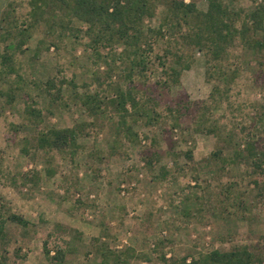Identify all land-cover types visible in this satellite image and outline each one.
<instances>
[{
  "label": "rangeland",
  "instance_id": "1",
  "mask_svg": "<svg viewBox=\"0 0 264 264\" xmlns=\"http://www.w3.org/2000/svg\"><path fill=\"white\" fill-rule=\"evenodd\" d=\"M28 1L0 0V19L11 3L15 22L28 20ZM183 1L206 11L207 0ZM223 3L243 15L264 0ZM157 11L145 21L146 29L158 31L163 6ZM72 26L65 39L52 41L44 36L45 25L36 24L23 52L13 58L22 80L12 75L9 84L0 82L3 95L10 87L20 89L0 96V214H15L29 223L27 228L5 223L9 245L1 263L54 264L50 259L60 249L66 252L63 264H116L114 256L120 257L119 264H189L215 250L250 247L255 264H264V174L248 166L250 159L237 166L221 162L235 152L246 154L247 143L264 151V62L252 50L233 46L227 68H237V76L227 98L214 104L213 81H207L205 57L197 51L189 70L172 74L177 83L157 86L167 79L159 64L166 44L158 40L148 56L146 78L138 82L155 105L158 123L132 124L138 137L129 142L114 133L111 122L118 118L111 107L106 118L95 121L80 106L83 96L100 91L111 98L110 82L122 90L126 86L118 72L107 79L106 66L87 48L86 26L77 21ZM6 34L3 25L0 54L14 41V32ZM121 51V46L111 50L115 56ZM171 67L166 65L169 76ZM51 79L56 87L60 81L64 85L59 95L52 90L47 97L43 86ZM133 80L137 84V75ZM27 105L39 111L37 126L24 114ZM48 129H76L77 155L35 150L38 132ZM144 151L152 154L149 167ZM216 151L219 160L204 164ZM35 175V185L26 186L25 177ZM228 193H243L249 210L227 216L224 210L234 211L226 203ZM62 219L69 224L56 222Z\"/></svg>",
  "mask_w": 264,
  "mask_h": 264
},
{
  "label": "trees",
  "instance_id": "2",
  "mask_svg": "<svg viewBox=\"0 0 264 264\" xmlns=\"http://www.w3.org/2000/svg\"><path fill=\"white\" fill-rule=\"evenodd\" d=\"M207 1L208 9L203 12L198 10L193 2L185 3L183 0H29L28 20H32L33 23L29 24L30 21L26 20L20 25L10 14L12 5L9 3L8 9L4 11L0 19V27L4 25L7 28L6 37L11 36L13 32L15 36L13 37L14 41L5 44L3 52L0 54V82L9 84L7 79L12 75L17 80H22L13 65V58L16 52H23L22 48L32 35L30 30L36 24L41 22L45 25L44 36L46 39L61 41L73 29V22L77 21L86 26L87 48L95 53L97 59L106 66L107 79L110 81L111 74L118 72V76L122 78L126 86L125 90H122L119 85H113L114 83L110 82L111 85L108 86L113 90L111 98L105 94L106 91L102 93L100 91L83 96L80 106L86 111L88 117L95 121L102 117L106 118L105 112L107 108L111 107L118 118L114 123L111 122L114 133L118 137L123 135L126 140L132 142L138 137L132 129V124L142 121L145 127H150L158 123L159 115L154 109L155 105L152 106L151 97L146 91L141 90L138 84L139 81L146 78V73L151 65L148 56L153 51V44L158 40L166 44L165 53L159 58V64L167 79L156 83L157 86H167L169 81L177 83L176 77L181 71L189 70L193 63L192 53L197 51L203 53L205 57L207 81H213L210 97L214 104L227 98L228 88L237 76V68L233 72L227 68L230 64L228 51L233 46L239 44L242 48L252 50L257 60L264 62V3L256 6L249 13L241 15L225 6L223 0ZM159 6H163L164 12L159 16L158 31L146 29L145 21L156 17ZM151 33H155V36H158L157 39H152L153 35H149ZM259 33H261L260 36ZM43 43L41 41L39 45ZM115 46L122 47L118 56L111 52ZM106 50L108 52L105 55L102 54V51ZM168 63L176 67L169 69L171 76L166 70ZM135 75H137V84H134L133 80ZM54 81L48 80L43 86V92L47 97H50L49 93L52 90H56L58 95L62 90L63 81H60L57 87ZM14 83H19V81H14ZM221 85L225 87V90L221 91ZM16 89L17 87H10L9 93L5 95L0 93V96H11ZM18 90L20 89L18 88ZM24 114L34 126L41 122L39 111L32 105L25 107ZM108 121L111 119L109 118ZM206 121L207 118H203L202 124ZM199 131L204 132V129H199ZM77 138L78 131L76 129L39 131L35 139V150L56 151L73 158L79 149ZM246 148V154L235 152L231 157L221 162L224 165L237 166L242 162L247 163L250 159L251 163L248 166L264 174V151H257L253 143H247ZM144 154L142 158L145 165L149 167L151 161L148 159L152 154L148 156L147 151H144ZM219 155L220 151L212 153L204 164L211 165L212 161L219 160ZM53 172L49 171L48 174L53 175ZM27 177L24 180L26 186L33 183L35 185V181L38 180L36 175L32 176L34 177H31L32 179H27ZM231 189L229 187V190ZM243 195V193H234V195L228 193L225 200L230 209L232 208L234 211L224 210L223 212H226L227 216L249 210L242 199ZM258 196L260 197V195ZM222 204H224L223 201ZM210 207H208V211ZM6 222H11L22 228L29 226V223L20 216L9 214L2 218L0 214V264L5 260L2 253H5L9 245L8 234L5 231ZM43 251L48 257L50 251L45 244ZM65 253L58 249L50 260L54 264H63ZM103 257L109 256L103 255ZM113 258L116 264L120 263L119 256ZM256 262L258 263L257 257L250 247H234L227 252L215 250L207 255H201L198 260L189 264H255ZM103 263L105 262L103 261ZM181 264H186V261L183 260Z\"/></svg>",
  "mask_w": 264,
  "mask_h": 264
},
{
  "label": "crops",
  "instance_id": "3",
  "mask_svg": "<svg viewBox=\"0 0 264 264\" xmlns=\"http://www.w3.org/2000/svg\"><path fill=\"white\" fill-rule=\"evenodd\" d=\"M207 9H208V3H207V6H206V9H205V10H207ZM62 220H63V221H57V220H56V222H59V224H62V225L69 224L65 219H62ZM70 225H71V224H70ZM71 227H72V226H71ZM78 229H79V228H78ZM78 229H77V230H78ZM81 230H82V229H80L79 232H81Z\"/></svg>",
  "mask_w": 264,
  "mask_h": 264
}]
</instances>
